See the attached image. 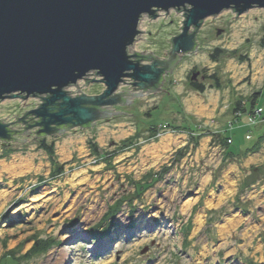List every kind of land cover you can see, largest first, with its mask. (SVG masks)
<instances>
[{
    "label": "rangeland",
    "instance_id": "rangeland-1",
    "mask_svg": "<svg viewBox=\"0 0 264 264\" xmlns=\"http://www.w3.org/2000/svg\"><path fill=\"white\" fill-rule=\"evenodd\" d=\"M165 14L143 17L130 54L169 59L185 18ZM236 14L205 19L196 51L180 55L161 92L120 85L117 94L143 95L107 109L123 114L0 141V264H264V138L243 151L264 132V9ZM83 85L66 91L105 90ZM41 103L6 98L0 122Z\"/></svg>",
    "mask_w": 264,
    "mask_h": 264
},
{
    "label": "water",
    "instance_id": "water-1",
    "mask_svg": "<svg viewBox=\"0 0 264 264\" xmlns=\"http://www.w3.org/2000/svg\"><path fill=\"white\" fill-rule=\"evenodd\" d=\"M255 7L264 9V0H0V102L41 99L39 107L19 118L12 116L25 125L24 131L39 129L35 138L92 127L109 115L123 114L107 110L132 103L123 96H143L117 94L126 80L132 91L161 92L163 75L171 73L180 55L196 51L195 37L205 19L230 9L237 17ZM171 10L184 11L185 20L179 28L182 33L169 40V59L157 60L150 52L130 54L143 33L139 29L143 17L156 20L159 13ZM90 75L97 80H89ZM82 80L83 86L96 81L105 90L70 97L66 89ZM77 92L78 87L72 93ZM28 117L36 122L27 125ZM15 122H0V141L24 143L13 137L33 133L12 130Z\"/></svg>",
    "mask_w": 264,
    "mask_h": 264
},
{
    "label": "trees",
    "instance_id": "trees-1",
    "mask_svg": "<svg viewBox=\"0 0 264 264\" xmlns=\"http://www.w3.org/2000/svg\"><path fill=\"white\" fill-rule=\"evenodd\" d=\"M212 59H214V57L212 56ZM212 79L216 82L215 83V86L216 87H219L218 86V83H217V79L214 77V76H212ZM192 88L193 89H195L196 91H198L199 93H203L204 91H205V87L203 86V85H201V86H192ZM255 95H253L252 96V100H251V102L253 103V97H254ZM236 106H235V108H234V112L236 113L237 112V106H239L240 105V103H239V101H236ZM264 138V132H262L261 133V136H259L258 138H257V140L252 144V146H250V147H248V148H245L243 151L244 152H246V151H252V150H254V149H256L257 148V146H258V143H259V141H260V143H261V140ZM41 148L46 152V154L51 158L52 156H53V154H54V147H53V145H45V144H43L42 146H41ZM228 152H230L229 153V155H233V153L234 154H236L237 152H234L233 150H229ZM3 157V156H2ZM1 157V158H2ZM136 187L137 188H140V190H142L143 188H142V186L141 185H136ZM146 187H148V186H144V188H146ZM139 193V192H138ZM106 232V231H105ZM104 232V233H105ZM100 234H101V232H100ZM103 234V233H102ZM2 260H3V258H2Z\"/></svg>",
    "mask_w": 264,
    "mask_h": 264
},
{
    "label": "flooded vegetation",
    "instance_id": "flooded-vegetation-1",
    "mask_svg": "<svg viewBox=\"0 0 264 264\" xmlns=\"http://www.w3.org/2000/svg\"><path fill=\"white\" fill-rule=\"evenodd\" d=\"M163 61L166 62L167 60L164 59ZM34 122H36V121L33 120L31 117H28V118L26 119V123H27V125H32V124H34ZM27 125H26V126H27ZM14 127H15V128L19 127V128H18V129H20L19 133L25 132V131H24V130H25L24 126H20V124H14V125H12L13 130H14ZM65 128H66V127H65ZM38 130H39V129H37L36 131H38ZM36 131L33 132V134H35ZM42 137H44V136H42Z\"/></svg>",
    "mask_w": 264,
    "mask_h": 264
},
{
    "label": "bare ground",
    "instance_id": "bare-ground-1",
    "mask_svg": "<svg viewBox=\"0 0 264 264\" xmlns=\"http://www.w3.org/2000/svg\"><path fill=\"white\" fill-rule=\"evenodd\" d=\"M34 119H35V118H34ZM38 120H39V119H38ZM87 181H88L87 179L82 178L81 180L78 181L77 184H78V185H81V184L87 183ZM199 224H200V223H199ZM156 232H157V231H156ZM143 234H144V233H143ZM143 234H141V235H143ZM154 235H155V234H153L152 236H154Z\"/></svg>",
    "mask_w": 264,
    "mask_h": 264
}]
</instances>
